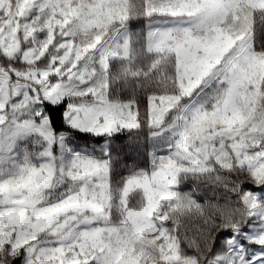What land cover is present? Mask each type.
Instances as JSON below:
<instances>
[{"label": "snow or ice", "instance_id": "snow-or-ice-1", "mask_svg": "<svg viewBox=\"0 0 264 264\" xmlns=\"http://www.w3.org/2000/svg\"><path fill=\"white\" fill-rule=\"evenodd\" d=\"M0 264H264V0H0Z\"/></svg>", "mask_w": 264, "mask_h": 264}, {"label": "rangeland", "instance_id": "rangeland-1", "mask_svg": "<svg viewBox=\"0 0 264 264\" xmlns=\"http://www.w3.org/2000/svg\"><path fill=\"white\" fill-rule=\"evenodd\" d=\"M73 146L79 147V148H84L85 146H88L90 148L91 142L76 139L73 141ZM121 147H124L129 155L135 158H138V159H143V156L141 154H137L136 152L132 150L134 146L132 145V141L130 139L122 137L120 140H118L116 143L117 150H119ZM142 152H143V149H141V153Z\"/></svg>", "mask_w": 264, "mask_h": 264}, {"label": "trees", "instance_id": "trees-1", "mask_svg": "<svg viewBox=\"0 0 264 264\" xmlns=\"http://www.w3.org/2000/svg\"><path fill=\"white\" fill-rule=\"evenodd\" d=\"M77 140H84V141H88V140H86V139H82V138H80V139H77Z\"/></svg>", "mask_w": 264, "mask_h": 264}]
</instances>
